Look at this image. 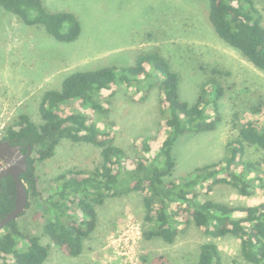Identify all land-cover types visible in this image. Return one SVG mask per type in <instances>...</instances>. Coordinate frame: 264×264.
<instances>
[{
    "label": "trees",
    "instance_id": "obj_1",
    "mask_svg": "<svg viewBox=\"0 0 264 264\" xmlns=\"http://www.w3.org/2000/svg\"><path fill=\"white\" fill-rule=\"evenodd\" d=\"M208 1L209 20L217 35L255 67L264 70V0ZM0 7L16 14L27 25H43L61 42H73L81 33V24L73 13L47 11L42 0H0ZM209 72L211 77L201 85L197 99L190 104L180 98L179 76L168 60L159 51H141L131 65L103 66L67 74L60 88L42 94L38 107L41 123L21 113L7 126L1 140L20 144L24 153L27 145L31 146L27 171L20 176L29 199L40 196L36 162L43 163L53 157L62 139L90 143L100 149L101 161L93 169L68 168L57 174L52 180L53 192L44 201L47 219L42 234L62 253L78 256L83 252L84 240L97 225V207L108 199L135 193L141 196L144 209V240L160 238L173 244L181 233L194 226L212 238H237L239 253L247 263H264V201L239 205L207 197L218 184H228L242 196L253 195L257 187L264 188V172L245 158L248 146L264 150V109L256 104L250 108L251 115L262 116L255 119L234 113L237 135L228 141L224 159L196 168L183 180L172 177L177 140L186 134L214 130L221 120L218 101L225 87L213 75L227 72L218 68ZM143 83H147V92L158 91L165 133L161 139L157 135L138 142L137 153L131 157L115 144L112 131L101 129L92 115H104L110 110L109 101L104 106L100 100L103 90H111L113 96L117 84L138 91ZM74 101L93 114L78 109L65 114L62 106ZM15 200L12 177L1 178L0 217L14 208ZM20 242L24 248H19ZM49 248L42 243L41 236L23 232L16 219L0 232L3 264H8L7 258L13 264H43ZM198 251L196 264H222L216 242L204 241ZM140 258L146 261L143 255ZM169 262L166 256L153 260L154 264Z\"/></svg>",
    "mask_w": 264,
    "mask_h": 264
},
{
    "label": "rangeland",
    "instance_id": "obj_2",
    "mask_svg": "<svg viewBox=\"0 0 264 264\" xmlns=\"http://www.w3.org/2000/svg\"><path fill=\"white\" fill-rule=\"evenodd\" d=\"M42 1L47 11L73 13L81 24V33L73 42H61L43 25H27L16 14L0 7V140L7 126L21 113L41 123L38 107L42 94L60 88L67 74L131 65L138 53L149 50L159 51L168 60L179 76V96L190 104L211 77L210 69L227 72L212 74L225 87L218 101L221 120L214 130L186 134L177 140L173 149L174 179L190 177L196 168L227 156V143L237 135L233 125L235 112L246 119L262 117L251 115L250 108L256 104L264 109V70L217 35L209 20L208 0ZM146 86L143 83L141 90L136 91L135 87L117 84L113 96L111 90H103L100 100L104 106L109 101L110 107L104 115H92L79 101L62 109L65 114L74 109L91 114L101 129L112 131L115 144L134 157L138 142L157 135L161 139L165 133L158 91L147 92ZM245 158L264 172V150L248 146ZM100 161L99 148L65 138L53 157L36 162L40 196L28 200L30 206L16 221L23 232L41 236L42 243L50 246L43 264H154L158 256L169 258V264H196L199 245L210 240L217 243L222 264H249L239 253L237 238H212L194 226L181 233L173 244L160 238L144 240V209L141 196L135 193L108 199L97 207V225L84 240L83 252L78 256L62 253L42 234L47 219L44 201L53 192L52 180L68 168L91 170ZM207 197L230 204L254 205L264 201V188L257 187L253 195L242 196L232 186L218 184ZM18 246L25 245L20 242ZM117 250L126 253L121 255ZM7 262L13 264L11 258Z\"/></svg>",
    "mask_w": 264,
    "mask_h": 264
},
{
    "label": "water",
    "instance_id": "obj_3",
    "mask_svg": "<svg viewBox=\"0 0 264 264\" xmlns=\"http://www.w3.org/2000/svg\"><path fill=\"white\" fill-rule=\"evenodd\" d=\"M21 145L11 143L8 140H0V179L10 175L16 189L14 208L0 218V230L12 220L17 219L27 208L29 195L21 174L27 171L28 157L31 154V146L27 145V152L21 150Z\"/></svg>",
    "mask_w": 264,
    "mask_h": 264
},
{
    "label": "built area",
    "instance_id": "obj_4",
    "mask_svg": "<svg viewBox=\"0 0 264 264\" xmlns=\"http://www.w3.org/2000/svg\"><path fill=\"white\" fill-rule=\"evenodd\" d=\"M131 239V238H130ZM128 243V242H127ZM117 252H118V250H117ZM119 254H124V253H126V252H124V251H122V252H118Z\"/></svg>",
    "mask_w": 264,
    "mask_h": 264
},
{
    "label": "flooded vegetation",
    "instance_id": "obj_5",
    "mask_svg": "<svg viewBox=\"0 0 264 264\" xmlns=\"http://www.w3.org/2000/svg\"><path fill=\"white\" fill-rule=\"evenodd\" d=\"M3 216H1L0 218H2ZM1 231V230H0Z\"/></svg>",
    "mask_w": 264,
    "mask_h": 264
}]
</instances>
